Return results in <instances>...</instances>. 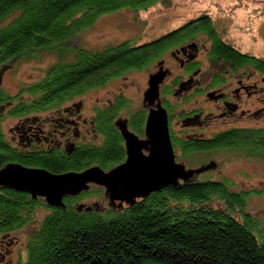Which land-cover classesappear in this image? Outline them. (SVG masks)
<instances>
[{
  "label": "trees",
  "instance_id": "16d2710c",
  "mask_svg": "<svg viewBox=\"0 0 264 264\" xmlns=\"http://www.w3.org/2000/svg\"><path fill=\"white\" fill-rule=\"evenodd\" d=\"M165 2L0 0V72L42 53L57 57V62L41 80L27 83L11 100L0 87V107L13 101L11 115L24 114L31 101L35 109H40L71 100L147 66V52L152 48L130 52L142 43L136 36L100 51L79 44L69 45L103 16L121 11L136 15ZM191 22L186 27L181 24L174 28L176 36L194 31L204 33L214 56L237 67H253L264 74V61L241 53L222 40L210 18L202 16ZM167 41L168 38H163L160 43ZM19 101L22 103L17 105ZM136 115L131 127L141 130L146 119L144 115ZM7 116L0 114V118ZM112 129V122L108 120L104 144L114 148L120 141ZM174 137L170 140L175 161L184 166L189 163L187 166L203 167L215 163L208 160L221 156L254 160L264 165V127L231 128L208 139ZM116 149L88 148L75 164L68 166L63 162L54 163L52 158L47 160L45 156L10 152L0 141V164L18 162L27 167L47 166L53 173L70 170L81 173L94 164L104 169L122 162L123 155ZM199 176L187 183L180 182L176 188L168 187L145 199L139 198L130 209L111 211L109 217L93 216L94 220L78 213L68 215L69 207L62 210L48 207L44 201L35 202L26 193L0 191V234L21 229L38 210H43V217L27 239L25 258L17 264H264V216L261 220L247 209L249 198L262 191H237L227 178L213 180ZM90 194L102 196L97 188Z\"/></svg>",
  "mask_w": 264,
  "mask_h": 264
},
{
  "label": "flooded vegetation",
  "instance_id": "af4514ba",
  "mask_svg": "<svg viewBox=\"0 0 264 264\" xmlns=\"http://www.w3.org/2000/svg\"><path fill=\"white\" fill-rule=\"evenodd\" d=\"M191 23V21L183 22L182 27ZM175 33L176 31L173 30L164 36L148 39L136 45L130 51L131 53H137L143 47L152 48L147 52L149 60L147 66L130 71L111 81H117L128 74H146L137 100L128 98L119 88V93H113L107 101H98L85 97L93 91L90 90L71 100L54 102L40 109H35L34 101H31L30 104L28 103L29 109L25 111L26 113L13 115L11 111L15 105L13 101H9L0 107V114L9 115L0 118L1 143L3 142L10 152L45 156L47 160L52 158L54 163L63 162L68 166L75 164L81 154L89 151L88 148L95 147L96 151H103V149L106 151V148L111 151L118 148L123 155V160L116 166L102 169L98 164H94L89 167H99L104 172H109L122 165L127 158L125 141L119 129L121 123L138 140L146 139L145 126L141 130H133L131 124L135 121L133 117H136V114L144 115L147 119L151 107L144 103L143 96L148 88L149 77L159 71L166 74L158 87V92L160 105L168 117L170 138L176 136L208 139L220 131L231 128H253L251 125L242 124H251L264 117V74L253 67H237L214 56L211 42L204 33L194 31L184 36H176ZM163 38H168V41L161 44L160 41ZM126 87L125 84L122 86L124 90ZM11 98L14 96H10V100ZM20 103L22 102L19 101L17 105ZM6 119L10 122L7 129L8 136L4 134L2 123ZM105 120H111L112 131L120 141L114 148L104 144L105 135H107ZM218 124H222L220 131L216 129ZM240 124L241 126H238ZM143 154L147 153L143 151ZM10 165L44 170L52 175L67 173L59 171L53 173L47 166L27 167L18 162L0 164V170ZM68 173H72L71 170ZM95 188L101 191V197L90 194ZM0 191H10V189L0 186ZM34 201L43 202L44 200L37 197ZM63 203L65 206L62 210L69 207L68 215L78 213L90 216L93 220L95 219L93 216L106 218L110 216L111 211L120 212L135 205L130 206L125 201L119 200L110 202L104 188L95 184H89L87 192L65 197ZM10 234H0L2 238L0 264H17L25 258L26 243L17 252L14 261L8 259L12 250L5 240ZM10 243H15V240Z\"/></svg>",
  "mask_w": 264,
  "mask_h": 264
},
{
  "label": "rangeland",
  "instance_id": "374dc122",
  "mask_svg": "<svg viewBox=\"0 0 264 264\" xmlns=\"http://www.w3.org/2000/svg\"><path fill=\"white\" fill-rule=\"evenodd\" d=\"M202 16L210 18L216 32L226 43L241 53L264 61V0H166L164 4L155 5L136 15L121 11L117 14L103 16L91 29L82 33L74 41L72 40L69 46L79 44L100 51L127 41L133 36L144 42L166 35L183 22ZM68 61L72 60L68 59ZM56 62V55L42 53L33 58L21 60L13 66L5 67L4 74L0 76V87L9 96H15L18 90L27 86V83L32 84L41 80L45 72ZM168 66L170 67L169 63ZM145 77L146 74H128L117 81L108 83L101 89L90 91L85 97L107 101L113 93H119L118 89L121 88L128 98L137 100ZM124 84L127 85L126 90L122 88ZM9 125V120L3 121L4 134L7 136ZM242 125H251L254 128L264 127V117L251 124ZM221 126L222 124H218L216 129L220 131ZM208 161L215 162L216 169L209 170V173L206 172V175L203 174L199 178L204 176L213 180L227 178L233 182L234 189L237 191H262L260 195L251 196L247 202L248 212L262 220L264 216V165L254 160L228 156L214 157ZM208 161L205 164H208ZM184 164H186V169L200 167V165L187 166L189 163ZM44 213L43 210H38L29 223L12 232L7 240L3 238L7 244H10L9 247L11 246L12 250L8 259L11 261L16 259L17 252L23 248V244L27 243L31 231ZM12 240H15V243L11 244Z\"/></svg>",
  "mask_w": 264,
  "mask_h": 264
},
{
  "label": "water",
  "instance_id": "95a60500",
  "mask_svg": "<svg viewBox=\"0 0 264 264\" xmlns=\"http://www.w3.org/2000/svg\"><path fill=\"white\" fill-rule=\"evenodd\" d=\"M1 70L0 76L4 74ZM166 74L159 71L151 75L143 101L151 107L145 124L143 141L129 133L121 123L119 129L125 141L126 161L109 172L91 167L81 173L52 175L44 170L10 165L0 170V186L19 193L29 194L33 199L40 197L48 207L64 209L63 199L87 192L89 184L101 186L110 202L125 201L135 204L136 199H145L168 187H178L200 174L214 170L215 163L197 169H186L175 161L168 131V117L159 102L158 87ZM143 151L147 154L144 155Z\"/></svg>",
  "mask_w": 264,
  "mask_h": 264
}]
</instances>
